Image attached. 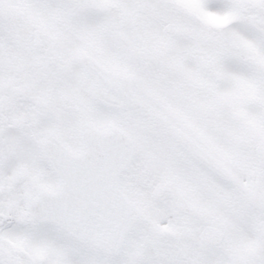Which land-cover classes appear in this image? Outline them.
<instances>
[{"label":"snow or ice","instance_id":"6c2138e0","mask_svg":"<svg viewBox=\"0 0 264 264\" xmlns=\"http://www.w3.org/2000/svg\"><path fill=\"white\" fill-rule=\"evenodd\" d=\"M0 264H264V0H0Z\"/></svg>","mask_w":264,"mask_h":264}]
</instances>
